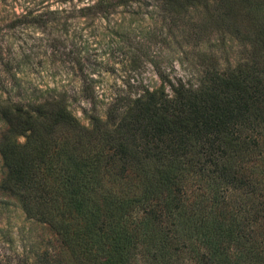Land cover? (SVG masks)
<instances>
[{
  "label": "trees",
  "instance_id": "16d2710c",
  "mask_svg": "<svg viewBox=\"0 0 264 264\" xmlns=\"http://www.w3.org/2000/svg\"><path fill=\"white\" fill-rule=\"evenodd\" d=\"M214 1L250 53L196 86L162 76L171 93L118 94L88 126L56 89L6 107L1 187L73 264H264V0Z\"/></svg>",
  "mask_w": 264,
  "mask_h": 264
},
{
  "label": "rangeland",
  "instance_id": "374dc122",
  "mask_svg": "<svg viewBox=\"0 0 264 264\" xmlns=\"http://www.w3.org/2000/svg\"><path fill=\"white\" fill-rule=\"evenodd\" d=\"M215 7L201 1L176 13L165 0H0V139L6 107L32 93L66 92L69 109L88 126L91 114L105 118L118 94L160 85L171 93L162 76L196 86L207 69L244 61L250 47L241 33L251 23ZM4 176L0 155V264H73L56 230L3 190Z\"/></svg>",
  "mask_w": 264,
  "mask_h": 264
}]
</instances>
